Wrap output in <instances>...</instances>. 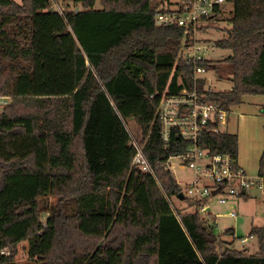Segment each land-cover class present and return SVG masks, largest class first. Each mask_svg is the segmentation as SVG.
Listing matches in <instances>:
<instances>
[{
    "label": "trees",
    "instance_id": "1",
    "mask_svg": "<svg viewBox=\"0 0 264 264\" xmlns=\"http://www.w3.org/2000/svg\"><path fill=\"white\" fill-rule=\"evenodd\" d=\"M73 1L83 9L0 0V95L11 97L0 112V264H18L22 241L25 264H264V224L250 227L256 254L222 247L216 216L173 203L181 188L170 171L155 168V179L131 165L128 119L151 164L189 145L173 136L166 149L156 117L160 92L193 85L192 66L177 60L183 30L154 23L157 0ZM231 7L216 41L230 54L201 63L230 75V89H204L226 110L264 94V0ZM216 124L197 144L237 160V135ZM258 165L264 174V150Z\"/></svg>",
    "mask_w": 264,
    "mask_h": 264
},
{
    "label": "built area",
    "instance_id": "2",
    "mask_svg": "<svg viewBox=\"0 0 264 264\" xmlns=\"http://www.w3.org/2000/svg\"><path fill=\"white\" fill-rule=\"evenodd\" d=\"M158 5L153 14L157 25L178 26L183 30L177 60L191 65V87L183 86L171 92L168 89L155 94L159 95L156 117L161 125V139L167 149L172 144V137L189 142L182 151L169 155L165 160L151 164L144 153L147 138L140 141L129 131L130 144L134 148L131 159L132 167L151 174L157 179L155 168L170 171L175 182L181 188L180 192L191 201H198V212L207 214L210 208L209 199L215 197L217 203L225 205L230 200L241 196L258 180L264 185V174L251 176L237 163L229 153H210L208 149L197 144L199 135L207 130L212 123H217L213 131H220L227 110L220 108L214 102L205 98L206 83L203 91L198 89V80H204L202 73L206 67L201 63L207 59L203 56L215 43L197 39V32L204 29L199 23L221 15L224 5H233L235 0H157ZM4 96H0V106H4ZM174 144V143H173ZM175 159V162L172 161ZM176 169L187 170L184 180L175 175ZM215 191V193H213ZM230 217L237 214L234 210L228 212ZM216 216V215H214ZM245 241V238L242 239ZM0 254H7L5 247L0 248Z\"/></svg>",
    "mask_w": 264,
    "mask_h": 264
},
{
    "label": "rangeland",
    "instance_id": "3",
    "mask_svg": "<svg viewBox=\"0 0 264 264\" xmlns=\"http://www.w3.org/2000/svg\"><path fill=\"white\" fill-rule=\"evenodd\" d=\"M14 1L20 2V0ZM95 7H100L99 0L96 1ZM81 9H83L82 5L80 3H75L73 0H51V4L46 11L48 13L56 11L61 13L63 10L76 11ZM223 9V14L211 18L208 21H201L199 23L203 26L204 29H200L197 32V39L204 40L205 42L209 43H215L216 41L227 36L228 30H230L232 27L230 21V11L232 7L230 5H224ZM229 54V50L220 48L218 46H213L206 52H203V56L205 57V59L215 63L221 62ZM219 70L216 71L214 69H209L206 72L202 73L203 77H205L206 79V87L214 90L230 89L232 85L230 75L223 71L221 68ZM10 99V96H4V100L6 101L4 106L8 105ZM263 101L264 94H248L239 104L230 107L232 108L230 119L232 118L233 120V122L231 123V127L234 124V119L237 117V113L242 110L240 108L242 104L249 103L248 105L252 106L251 103L259 104ZM4 106H0V112L3 111ZM228 112L229 111L227 110V113ZM262 119H264V112L259 113L258 111V120L257 118L250 120L248 119L242 133L243 135L238 137V157L239 160L244 158L245 162L253 163V167L255 168V170L246 168L247 174L251 176H255L258 174H255L258 171L255 157L258 152L260 141L259 135L253 133L252 127L257 126L259 124V121ZM224 122L226 123V117ZM125 124L128 131L139 137V139L141 138L140 127L133 119H128L127 121H125ZM220 129L224 130L225 125L221 124ZM172 161L175 162V159H172ZM185 174H189V172L187 170L182 171L179 169H176L175 171L176 177L181 180H184ZM256 181L257 182L249 187L242 196H238L233 200H230L225 205L217 203L215 197H211L208 201L210 206L208 212L216 215V224L213 227V232L217 236L220 235L222 247L228 244L231 248L241 250L245 254L249 255L256 254L259 248L256 236L249 235L250 227L251 225L261 226L264 224V185L261 186L259 185L258 180ZM172 200L173 203L180 209L189 210L192 208L187 207V202H184L183 200ZM54 201L55 198L54 196H52L48 198L47 203H51ZM231 210H234L237 216L230 217L228 215V212ZM226 229H231L233 231V234H226ZM244 238L245 241H242V239ZM25 243L26 242L22 241L17 244V253L15 254V258L18 264H25L27 262L28 256L25 249ZM5 248L8 252V247Z\"/></svg>",
    "mask_w": 264,
    "mask_h": 264
},
{
    "label": "crops",
    "instance_id": "4",
    "mask_svg": "<svg viewBox=\"0 0 264 264\" xmlns=\"http://www.w3.org/2000/svg\"><path fill=\"white\" fill-rule=\"evenodd\" d=\"M246 95H248V94L243 95V97H242L243 100H244ZM248 104H242V105L240 104L241 105L240 108L242 110L237 113V117L234 119V124L232 127H231V123L233 122V120H232V118L230 119V114H231L232 108H230L228 110L229 112L227 113V116H226V123L225 122L223 123L225 125V129L224 130L220 129V131L235 133L237 135V138L239 136H242L243 135L242 133L244 131V127H245L247 120L248 119L249 120L254 119V118L255 119L257 118V120H258V111H259V113L264 111V101L260 102L259 104L251 103L252 106L248 105ZM229 120H230V122H229ZM252 130H253V133L259 135V140H260L258 152H257L256 157H255V162H256L257 170H258L259 158H260L262 151L264 150V119L260 120L259 124L257 126H253ZM237 163L246 171V173H247V169L255 170V168L253 167V163L252 162H245L244 158L239 160V157H238ZM257 173H258V171L255 174H257Z\"/></svg>",
    "mask_w": 264,
    "mask_h": 264
},
{
    "label": "water",
    "instance_id": "5",
    "mask_svg": "<svg viewBox=\"0 0 264 264\" xmlns=\"http://www.w3.org/2000/svg\"><path fill=\"white\" fill-rule=\"evenodd\" d=\"M213 193H215V191H213ZM177 198L179 199V200H184V194L182 193V192H179L178 194H177Z\"/></svg>",
    "mask_w": 264,
    "mask_h": 264
}]
</instances>
